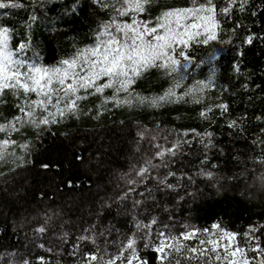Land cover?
Segmentation results:
<instances>
[{
  "label": "trees",
  "instance_id": "obj_1",
  "mask_svg": "<svg viewBox=\"0 0 264 264\" xmlns=\"http://www.w3.org/2000/svg\"><path fill=\"white\" fill-rule=\"evenodd\" d=\"M19 2L27 6L2 9L6 14L0 16V26L12 30L13 49L21 40L30 39L25 58L46 64L65 59L92 42L97 29L113 13L96 0H56L36 9L28 0ZM213 3L220 22L217 40L209 45H192L188 51L193 64L219 51L213 85L199 103L186 97L158 106H112L93 118L100 98L92 96L81 104L87 114L39 129L25 126L14 136L17 144L28 143V149L16 147L14 154L0 163V264L4 256L24 250L29 251L27 256L20 255L22 264L25 260L35 264L36 258L58 249L71 256L77 238L88 235L85 230L92 225L97 226V232L115 225L119 232L104 238L121 241L137 232L135 222L146 224L153 217L164 225L178 224L181 231L185 225L210 229L213 223H219L240 233L241 244L249 226L264 225V166L259 163L264 151L253 143L264 139V0H248L243 11L237 6L228 15L220 11L228 6L227 0ZM192 6V0H151L141 18L154 26L165 11ZM33 13L34 22L30 20ZM253 34L260 38L244 43ZM203 70L200 67L198 72ZM171 79L163 70L152 68L133 86L145 94H160ZM5 98L8 102L0 105L2 118L17 113L15 99ZM221 103L228 105L227 112L215 107ZM208 107L213 110L208 118H202L201 111ZM232 120L237 121V127H228ZM141 127H164L178 138L183 135L177 141L189 143H182L176 157L166 156L168 165L164 167L155 158L150 142L140 136ZM209 132L212 146L205 148L201 140L207 142L205 134ZM149 159L161 165L152 171L153 176L163 178L169 170L176 172V177H169L176 190L161 191L156 180L149 179L146 186L138 184L137 192L128 200L118 201L129 187L128 172ZM208 171L214 173L212 179L201 174ZM146 187L152 189L151 195ZM139 192H145V196H139ZM136 199L143 203L133 208ZM40 227L46 231L37 232ZM46 232L63 239L59 243L46 239ZM257 235L264 246V228ZM137 247L149 264H158L157 254L143 249V241ZM92 251L90 242H80L75 253Z\"/></svg>",
  "mask_w": 264,
  "mask_h": 264
},
{
  "label": "snow or ice",
  "instance_id": "obj_2",
  "mask_svg": "<svg viewBox=\"0 0 264 264\" xmlns=\"http://www.w3.org/2000/svg\"><path fill=\"white\" fill-rule=\"evenodd\" d=\"M47 2L48 0H28L33 9L43 7ZM98 3L114 14L97 29L95 42L84 49H76L70 57L60 60L53 66L29 63L25 56L31 40H21L13 49L10 47L12 30L0 26V105L8 102L6 96H11L15 99L14 107L17 111L11 120L0 123V133L5 134L4 138H0V162L14 154L16 147L28 149V143L17 144L12 138V133H20L25 126L39 129L41 126L58 124L69 116L78 117L87 114L82 111L81 102L89 97L100 98L93 117L98 118L107 105L158 106L161 102H177L184 97H192L194 102L199 103L200 98L197 94H202L213 85L216 74L214 67L210 69L207 80L196 81L194 85L184 88L179 95L177 94V89L182 88L186 78L188 64L193 62L186 49L197 44L209 45L218 38L220 22L216 19V6L213 0H205V3L192 0L193 6L190 8L165 11L156 18L154 26H150L152 21L137 18L146 12L151 0H111V2L98 0ZM227 3L228 6L220 10L224 15H228L237 6L243 11L248 0H227ZM26 6L19 0H0V9ZM252 14L256 15L255 12ZM123 17H129L130 22L120 19ZM30 20L32 22L36 20L34 13L30 16ZM259 38L255 34L249 35L244 43L251 44L254 39ZM211 59L209 55V62ZM201 63L205 61L202 60ZM151 68L161 69L166 76L171 77V86L158 97L134 94L132 86L136 79ZM235 70L239 71V64L235 65ZM106 90H110L111 94L105 95ZM215 107L220 109L221 113L228 110V105L224 103ZM212 110V107H208L201 111V117L208 118V113ZM237 126L236 120L228 124L229 128ZM205 135L207 142L203 139L201 142L204 143L205 148H208L212 146V133ZM141 137L143 138V134ZM182 143L189 141H177L169 148L155 145L158 149L154 154L155 158L167 167L168 162L164 158L176 157ZM253 143L264 151V139L254 140ZM10 149L13 152H10ZM206 161L207 156L204 162ZM259 163L264 166V158L260 159ZM160 166L153 164L149 159L139 168L134 169L135 177L138 179L128 178L129 187L118 197V201L128 200L137 192L136 186L138 184L146 186L149 179H155L161 191L165 189L175 191L177 185L170 183L169 177H176V172L169 170L163 178L152 175V171ZM43 167L47 168L48 165ZM201 174L208 179L214 177V173L210 171ZM251 178L250 175L249 179ZM146 192L151 195L152 189L146 187ZM137 194L141 197L145 196V192ZM142 203L140 199L134 200L133 208ZM157 225L156 217L151 218L146 224L143 221L135 222L134 227L140 235L133 232L125 237L119 242L117 251L112 254H109L106 248L99 247L96 236H112L113 231L119 232V229L113 225L111 229L97 232V226L92 225L90 229L85 230L88 235L77 238L71 254H75L80 242H90L96 246V251L83 253V258L78 259L77 264H149L146 258L141 257V250L137 247L138 243L143 241V249H150L157 254L158 264H173V261L174 264H182V261L198 262V264H264V246L260 236L257 235L264 225L249 226L243 233V244L240 243V233L222 228L219 223H213L210 229L185 225L184 230L178 234L166 231L170 228L169 225H163L159 230L154 227ZM36 231L44 233L46 229L40 227ZM39 247L45 246L40 244ZM249 253L254 255L250 256ZM37 259L39 264H46L44 257ZM23 264L30 262L25 260Z\"/></svg>",
  "mask_w": 264,
  "mask_h": 264
},
{
  "label": "rangeland",
  "instance_id": "obj_3",
  "mask_svg": "<svg viewBox=\"0 0 264 264\" xmlns=\"http://www.w3.org/2000/svg\"><path fill=\"white\" fill-rule=\"evenodd\" d=\"M53 1H56V0H48V2L45 3L43 7H45L47 4H50ZM96 1L98 3V0H96ZM110 2H111V0H110ZM43 7H41V8H43ZM187 8H190V7H187ZM175 9H184V8H175ZM175 9H170V10H175ZM167 11H169V10H167ZM4 14H6L5 11H3L2 9H0V16H2ZM113 14L114 13H112V15ZM137 18L138 19H142L141 16H139ZM120 19L121 20H124V21L130 22L129 17H123V18H120ZM2 27H7V26H2ZM94 42H95V38H94V40L92 42H90V43H88L86 45L80 46L77 49H84L86 47H89ZM10 47H12L11 46V40H10ZM190 50H191V47L188 48V49H186L187 52L190 51ZM31 51H33L34 53H37V50L35 48H32ZM74 52H75V50L70 54V56ZM218 54H219V51L216 49V50L212 51L211 53H209L208 55L204 56L199 62L194 63V64L192 62L189 63L188 64V68H187V72H186V78L183 81V86H182V88L177 89V94L179 95L184 90V88H186L188 86H191V85H194L196 81H199V80H207L208 77H209V75H210V69L212 67L215 68V60H216V57L218 56ZM177 55H178V52H177ZM209 55H211V57H212V59H211L210 62H209ZM25 59H27V58H25ZM202 60L205 61V63H201ZM27 61L29 63L35 62V63L40 64V65L53 66V65L58 64V62L60 60L58 62H55V63H52V64H46L45 62H42V61L29 60V59H27ZM200 67H204V70L202 71V73H199L198 72V69ZM149 70H147V71H149ZM147 71H145L144 73H146ZM171 84H172V79L166 85V87L162 90V92H160V94H145V93H142V92L137 91L136 88H134V86H132V89L134 90V94H139L140 96H144V97H158L160 95H163L164 92L171 86ZM210 88H208V89H210ZM208 89H206L202 94H197L199 96V98L204 97L206 95V92L208 91ZM110 94H111V91L110 90H106L105 95H110ZM185 98L186 97H184V99ZM84 101H86V100H84ZM84 101H82L81 104ZM98 103H100V100H99ZM161 103H163V102H161ZM106 107H112V105H107ZM16 114L11 115V116H8V117H5V118L0 117V123H5V122L11 120L12 117L15 116ZM0 116H1V113H0ZM138 131L140 132V136H141V134H143V138L147 139L150 142L151 147H152V149L155 150V152L158 150L155 147V145L159 144V145L162 146V148H169L174 143H176L177 139L180 140V138L183 137V135H181L178 138L177 136L173 135V133H172V131L170 129H167V128H164V127H156L154 129H150V128H147V127H141V128L138 129ZM16 134L17 133H12V138L13 139H14V136ZM4 135H5L4 133H0V138H4ZM9 151L12 152L13 150L10 149ZM7 158L8 157H6V159ZM129 177L138 179L137 177H135L134 171H129L128 172V174H127V180H128ZM163 225L164 224L162 222H159L158 225L157 226H154V227L157 228V230H159L160 228H162ZM169 226H170V228L167 229L166 231H171L173 234H178L181 231L180 230L181 229L180 228L181 226L178 225V224H169ZM45 234H46V239L57 240L58 243L63 239L62 237H58L56 235H51L50 236V235H48L47 232ZM137 234L140 235V233L138 232V230H137ZM48 236H49V238H48ZM96 239H97V244L99 245V247L102 248V249L103 248H106L107 249V252L109 254H112V253H114V252L117 251V247L119 245L120 239H118V238H114L113 239L111 237L110 238H104V237H101L99 235L96 236ZM65 241H66V239H65ZM105 241H107V243ZM53 247H59V246L55 245ZM91 249L94 250V251H96V246H94L93 244H91ZM26 251L27 250H24V252H22V253L16 252L12 256H10V255L4 256V263L3 264H22L21 263V260H23V258L20 255L25 254L27 256V252L29 250L27 252ZM55 251L56 252H54V253L51 252V254H48V255H46L44 257L45 258V261H46V264H77V260L83 258V253H79V254H76L75 253L73 255V254H71V253H73L71 251L70 252V255L71 256H69L66 253H64L62 250H59L58 249V250H55ZM34 262H35V264H39V261H38L37 258L34 260Z\"/></svg>",
  "mask_w": 264,
  "mask_h": 264
}]
</instances>
